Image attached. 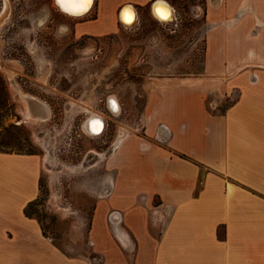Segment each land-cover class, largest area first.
<instances>
[{"label":"crops","instance_id":"obj_1","mask_svg":"<svg viewBox=\"0 0 264 264\" xmlns=\"http://www.w3.org/2000/svg\"><path fill=\"white\" fill-rule=\"evenodd\" d=\"M159 1L172 8L167 0H93L75 35L114 34L126 7L153 14ZM204 5V68L236 69V97L212 112L213 81L174 79L157 99L153 126L117 142L91 237L114 246V227L119 244L134 245L132 264H264V0ZM41 172L36 155L0 150V264H71L25 213ZM108 255L106 264H128Z\"/></svg>","mask_w":264,"mask_h":264},{"label":"rangeland","instance_id":"obj_2","mask_svg":"<svg viewBox=\"0 0 264 264\" xmlns=\"http://www.w3.org/2000/svg\"><path fill=\"white\" fill-rule=\"evenodd\" d=\"M167 1L171 20L160 22L142 7L127 29L119 23L114 34L77 37L75 23L86 16L64 12L57 0H0L6 80L0 95L9 99L0 118V150L40 159V192L25 213L71 264H106L108 254L132 264V241L119 244L113 227L117 243L95 245L92 220L112 186L110 154L118 140L153 126L167 83L213 81L207 96L212 112L224 111L236 97L230 86L236 69L204 68V0ZM60 25H68L67 35L59 34ZM85 107L103 119L102 133L88 134L84 122L92 112Z\"/></svg>","mask_w":264,"mask_h":264},{"label":"bare ground","instance_id":"obj_3","mask_svg":"<svg viewBox=\"0 0 264 264\" xmlns=\"http://www.w3.org/2000/svg\"><path fill=\"white\" fill-rule=\"evenodd\" d=\"M71 3H74V5H71ZM79 3H80V0H61V2L60 3H58L57 2V4L60 6V8L62 9V10H66V11H69L70 12V14L71 15H77V14H79V13H77V12H72L73 10H77V4L79 5ZM70 4V5H69ZM92 4H93V0H92V3L90 4V6L87 8V10L86 11H83V12H81V14H84L85 12H87L88 11V9L92 6ZM165 5H167V4H165ZM164 5V3H162L161 1H159V2H155V4L153 5V7H152V11L154 12V7L155 6H165ZM127 8V7H126ZM166 10H168V12L170 13V15H169V18L168 19H162L161 17L159 18V21L160 22H162L163 20H165V21H168V20H171V19H173L172 17H173V9L171 8V7H166ZM78 11V10H77ZM124 11V10H123ZM123 11H122V13H121V17H122V14H123ZM72 12V13H71ZM158 15V14H157ZM26 98V97H25ZM86 108V110H88V111H90V112H92V110L91 109H88L87 107H85ZM44 110H45V112L47 113L48 112V110H47V108L45 107L44 108ZM32 114V113H31ZM92 119L89 121H86L84 124H85V129L88 131V132H90V133H92L91 132V130L89 129V125L93 122V121H95V120H99V121H101V122H98L99 123V129H97L96 131H94L96 134H94V136L95 135H98L100 132H101V130H102V128H103V126H104V122H103V119L98 115V114H94L93 112H92V117H91ZM121 140V139H120ZM120 140L118 141V143L120 142ZM116 146H117V144H116ZM112 219L115 221V222H117L118 221V215L117 214H114L113 216H112Z\"/></svg>","mask_w":264,"mask_h":264},{"label":"clouds","instance_id":"obj_4","mask_svg":"<svg viewBox=\"0 0 264 264\" xmlns=\"http://www.w3.org/2000/svg\"><path fill=\"white\" fill-rule=\"evenodd\" d=\"M163 8L161 6H155L154 7V12H153V15H154V18H157L159 19L160 18V15H157V8ZM125 9H131V12H126L125 10L123 11V14H122V17H121V22L125 25L126 29L128 27H130L134 22L138 21L139 17H138V14L136 13L135 9L129 5L127 8ZM77 10H79L77 8ZM131 20V22H128V20ZM70 31L68 25H60L59 28H58V32L60 35H67L68 32Z\"/></svg>","mask_w":264,"mask_h":264},{"label":"snow or ice","instance_id":"obj_5","mask_svg":"<svg viewBox=\"0 0 264 264\" xmlns=\"http://www.w3.org/2000/svg\"><path fill=\"white\" fill-rule=\"evenodd\" d=\"M58 3L61 2V0H57ZM92 3V0H80L79 5L77 6V8L79 9L78 12H83L86 11L87 8L90 6V4ZM126 12H131V9H125ZM157 14L160 15V17L162 19H168L170 13L165 10L164 8H157ZM128 22H131V20L129 19Z\"/></svg>","mask_w":264,"mask_h":264},{"label":"trees","instance_id":"obj_6","mask_svg":"<svg viewBox=\"0 0 264 264\" xmlns=\"http://www.w3.org/2000/svg\"><path fill=\"white\" fill-rule=\"evenodd\" d=\"M0 87H1L0 91L6 90V80L1 73H0ZM8 104H9L8 97H6V95L5 97H2V95H0V118L4 116L5 114H7L8 109H9ZM26 214H28L27 210H26Z\"/></svg>","mask_w":264,"mask_h":264},{"label":"flooded vegetation","instance_id":"obj_7","mask_svg":"<svg viewBox=\"0 0 264 264\" xmlns=\"http://www.w3.org/2000/svg\"><path fill=\"white\" fill-rule=\"evenodd\" d=\"M111 97H113V96H111ZM116 107H117V104H116ZM92 116H89L87 119H86V121H90L92 118H91ZM85 121V122H86ZM84 122V123H85ZM98 122H101V121H99V120H95V121H93L90 125H89V129L91 130V132L92 133H88L89 135H91L92 134V136H94V134H96L94 131H96L97 129H99V123ZM85 125V124H84ZM103 129H104V126H103V128H102V130H101V132L100 133H102V131H103ZM99 133V134H100Z\"/></svg>","mask_w":264,"mask_h":264},{"label":"built area","instance_id":"obj_8","mask_svg":"<svg viewBox=\"0 0 264 264\" xmlns=\"http://www.w3.org/2000/svg\"><path fill=\"white\" fill-rule=\"evenodd\" d=\"M120 10H121V9H120ZM120 10H119V11H120ZM173 13H174V10H173ZM118 19H119V18H118ZM119 23L122 24V25H124V24L121 22L120 19H119ZM124 26H125V25H124Z\"/></svg>","mask_w":264,"mask_h":264},{"label":"water","instance_id":"obj_9","mask_svg":"<svg viewBox=\"0 0 264 264\" xmlns=\"http://www.w3.org/2000/svg\"><path fill=\"white\" fill-rule=\"evenodd\" d=\"M77 15H81V13L77 14Z\"/></svg>","mask_w":264,"mask_h":264}]
</instances>
